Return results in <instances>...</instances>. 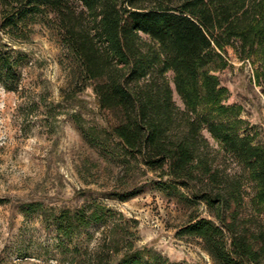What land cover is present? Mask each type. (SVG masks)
Instances as JSON below:
<instances>
[{
  "label": "trees",
  "instance_id": "16d2710c",
  "mask_svg": "<svg viewBox=\"0 0 264 264\" xmlns=\"http://www.w3.org/2000/svg\"><path fill=\"white\" fill-rule=\"evenodd\" d=\"M4 29L47 19L111 117L86 139L122 169L157 173L161 186L204 204L180 233L203 241L216 264H264V143L244 126L219 72L232 47L264 89V0H2ZM6 53V52H5ZM8 53V52H7ZM19 58L0 53V81L20 78ZM172 75V77L170 76ZM175 92L182 104L175 99ZM210 137L216 142L212 143ZM233 165H235L233 167ZM175 193V192H174ZM95 205L55 216L58 232L108 222ZM122 264H179L128 253Z\"/></svg>",
  "mask_w": 264,
  "mask_h": 264
},
{
  "label": "rangeland",
  "instance_id": "374dc122",
  "mask_svg": "<svg viewBox=\"0 0 264 264\" xmlns=\"http://www.w3.org/2000/svg\"><path fill=\"white\" fill-rule=\"evenodd\" d=\"M2 23L0 0V53L19 58L20 78L7 79L14 90L0 81V264H122L137 250L179 264H216L201 239L180 233L194 212L208 215L204 204L164 189L159 182L167 178L157 173L125 172L86 139L81 125L99 135L111 117L92 87L80 89L54 25L43 19L16 34ZM226 56L229 65L219 72L229 89L225 102L238 106L244 126L264 143L255 66L232 47ZM175 99L182 104L176 92ZM95 205L112 209L108 222L72 236L57 231L56 215Z\"/></svg>",
  "mask_w": 264,
  "mask_h": 264
}]
</instances>
